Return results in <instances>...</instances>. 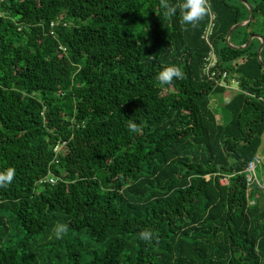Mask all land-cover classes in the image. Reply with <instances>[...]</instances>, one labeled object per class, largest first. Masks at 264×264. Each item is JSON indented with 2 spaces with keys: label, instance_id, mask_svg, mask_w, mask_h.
I'll list each match as a JSON object with an SVG mask.
<instances>
[{
  "label": "trees",
  "instance_id": "trees-1",
  "mask_svg": "<svg viewBox=\"0 0 264 264\" xmlns=\"http://www.w3.org/2000/svg\"><path fill=\"white\" fill-rule=\"evenodd\" d=\"M165 2L178 0L0 2V171L16 170L0 188V264H264V189L246 181L264 47L262 63L259 38L226 41L248 4L230 42L264 38V0H209L195 27ZM211 13L219 72L240 86L224 124L215 98L229 92L203 71ZM170 65L182 76L162 85ZM57 223L68 232L50 239Z\"/></svg>",
  "mask_w": 264,
  "mask_h": 264
},
{
  "label": "built area",
  "instance_id": "built-area-1",
  "mask_svg": "<svg viewBox=\"0 0 264 264\" xmlns=\"http://www.w3.org/2000/svg\"><path fill=\"white\" fill-rule=\"evenodd\" d=\"M6 0H0V2H5ZM1 14V13H0ZM57 24V21H52L50 26L54 28ZM66 25V24H65ZM215 28V14L211 13L210 21L203 31L202 38L205 42L210 46V50L207 56L204 59L203 71L205 76L216 85L225 87L229 92L225 98V103L230 101L231 96L240 90L239 81L235 78H230L228 72H219L218 63L219 59L217 53L214 49L212 43V35L214 33ZM53 33V31H51ZM60 48L63 51H66V47L64 45H60ZM66 142L62 141L55 145V157L58 156L60 152L63 151ZM262 163V158L259 154H256L255 157L248 163L246 168V181L247 185L251 187L254 184L260 185L264 189V183L261 182L258 173H257V165ZM57 181V178L49 171V174L46 178L41 179L39 183H51L54 184ZM221 184H227L229 182V176H223L220 179ZM254 200H250V204H254Z\"/></svg>",
  "mask_w": 264,
  "mask_h": 264
},
{
  "label": "clouds",
  "instance_id": "clouds-1",
  "mask_svg": "<svg viewBox=\"0 0 264 264\" xmlns=\"http://www.w3.org/2000/svg\"><path fill=\"white\" fill-rule=\"evenodd\" d=\"M164 14L167 16H172L179 12L180 21L185 25H190L195 27L202 18L210 11L209 0H178V3L169 4L164 3ZM182 76L181 69L179 66L170 65L163 68L157 74V80L160 84L169 83L174 77L179 79ZM129 131H136L135 122L130 121L127 125ZM16 170L14 167H8L3 171H0V188H6L13 182ZM68 232L67 223H57L52 233L50 234V239H61Z\"/></svg>",
  "mask_w": 264,
  "mask_h": 264
},
{
  "label": "rangeland",
  "instance_id": "rangeland-1",
  "mask_svg": "<svg viewBox=\"0 0 264 264\" xmlns=\"http://www.w3.org/2000/svg\"><path fill=\"white\" fill-rule=\"evenodd\" d=\"M243 36H244L243 34L239 35L236 39L233 40V42H235V44L232 42L231 43L234 44L235 46H239L237 44L242 41ZM226 97H227L226 95H223V96H220V97L218 96L215 98L216 104L218 102V105H216V108L218 109L217 120L221 124H224L225 122H227L229 120L228 112L226 111V109H224V104H223ZM260 149H261L260 152L264 154V135H263L262 147ZM263 168H264V164L261 163V164L257 165V173H258L259 178L262 181H264L262 179ZM84 240H87V237H84ZM92 244H93L92 245L93 249L101 250L100 244H98L96 242H93Z\"/></svg>",
  "mask_w": 264,
  "mask_h": 264
},
{
  "label": "water",
  "instance_id": "water-1",
  "mask_svg": "<svg viewBox=\"0 0 264 264\" xmlns=\"http://www.w3.org/2000/svg\"><path fill=\"white\" fill-rule=\"evenodd\" d=\"M247 6H248L249 9H250V17H249V19L246 20V21L240 22V23H238V24H236V25H234V26H232V27L229 29L228 33H227L226 41H227L231 46H234V47H238V48L243 49V48L247 47V46L251 43V41H252L254 38H259V39L261 40V44H260V47H259V49H258V58H259V60L262 62V59H261V51H262V49H263V47H264V38H263L261 35H259V34L250 35L248 41H247L245 44H243V45H239V46H235L234 44H232V43L230 42V37H231V34L233 33V31H234L235 29L241 27V26L247 25V24L250 23V21H252L253 18H254V11H253L252 6H251L250 4H248ZM262 63H263V62H262Z\"/></svg>",
  "mask_w": 264,
  "mask_h": 264
},
{
  "label": "crops",
  "instance_id": "crops-1",
  "mask_svg": "<svg viewBox=\"0 0 264 264\" xmlns=\"http://www.w3.org/2000/svg\"><path fill=\"white\" fill-rule=\"evenodd\" d=\"M264 135V134H263ZM262 139H263V136H262ZM261 147H262V145H261ZM261 150V149H260ZM258 154L261 156V158H262V164H264V154L263 153H261L260 151L258 152ZM262 179L264 180V168H263V171H262ZM261 180V179H260ZM261 182H263L264 183V181H262L261 180Z\"/></svg>",
  "mask_w": 264,
  "mask_h": 264
}]
</instances>
